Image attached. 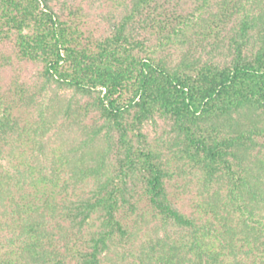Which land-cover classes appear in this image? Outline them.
Returning a JSON list of instances; mask_svg holds the SVG:
<instances>
[{"label":"trees","instance_id":"trees-1","mask_svg":"<svg viewBox=\"0 0 264 264\" xmlns=\"http://www.w3.org/2000/svg\"><path fill=\"white\" fill-rule=\"evenodd\" d=\"M0 264H264V0H0Z\"/></svg>","mask_w":264,"mask_h":264},{"label":"rangeland","instance_id":"rangeland-1","mask_svg":"<svg viewBox=\"0 0 264 264\" xmlns=\"http://www.w3.org/2000/svg\"><path fill=\"white\" fill-rule=\"evenodd\" d=\"M184 1V0H182ZM18 71V72H17ZM36 71V67L33 65H22V67L16 68V72L17 73H21V75L24 77H32L33 74ZM12 75V70L10 69L9 73L5 75V79L7 80V78H9ZM147 132L151 134V136L153 135V128L151 126H147Z\"/></svg>","mask_w":264,"mask_h":264}]
</instances>
